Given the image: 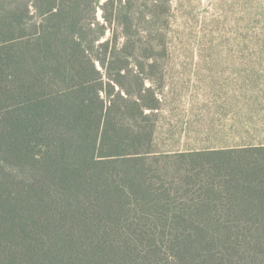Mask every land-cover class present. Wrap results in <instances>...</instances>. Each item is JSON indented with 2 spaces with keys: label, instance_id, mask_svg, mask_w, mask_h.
Here are the masks:
<instances>
[{
  "label": "trees",
  "instance_id": "1",
  "mask_svg": "<svg viewBox=\"0 0 264 264\" xmlns=\"http://www.w3.org/2000/svg\"><path fill=\"white\" fill-rule=\"evenodd\" d=\"M175 1L0 0V264H264V143L171 141Z\"/></svg>",
  "mask_w": 264,
  "mask_h": 264
},
{
  "label": "rangeland",
  "instance_id": "2",
  "mask_svg": "<svg viewBox=\"0 0 264 264\" xmlns=\"http://www.w3.org/2000/svg\"><path fill=\"white\" fill-rule=\"evenodd\" d=\"M182 1L170 28L186 41L169 51L163 93L178 133L171 141L188 149L264 143V0Z\"/></svg>",
  "mask_w": 264,
  "mask_h": 264
}]
</instances>
